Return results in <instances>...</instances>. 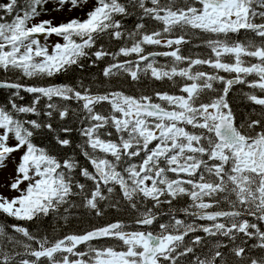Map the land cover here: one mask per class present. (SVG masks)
<instances>
[{"label": "snow or ice", "instance_id": "6c2138e0", "mask_svg": "<svg viewBox=\"0 0 264 264\" xmlns=\"http://www.w3.org/2000/svg\"><path fill=\"white\" fill-rule=\"evenodd\" d=\"M89 4L86 19H39ZM0 13V90L7 91L0 100V169L16 162L14 177L0 188L17 193L0 192V216L17 222L0 224V264H181L189 256L184 264H228L221 249L229 250L233 264H264V0H23L22 6L7 0ZM132 16L136 21L128 29ZM105 37L125 45L110 52L99 43ZM193 38L200 40L193 48L208 52L184 55ZM133 54L135 59H118ZM92 57L88 67L111 57L102 70L107 80L126 74L138 83L150 75L170 81L180 94L157 91L154 98L93 92L83 81L53 82L83 70ZM157 57L170 63L159 64ZM220 72L235 76L225 79ZM235 84L262 94H243L260 111L239 122L226 99ZM23 94L30 104L18 102ZM70 111L82 138L73 153L79 149L86 164L57 149L72 147L66 137L74 129L53 126L57 115L65 121ZM50 134L54 144L37 143ZM185 197L191 203L176 208L174 202ZM105 201L108 207L125 202L135 227L118 220L52 239L19 223L58 216L61 208L70 214L83 207L100 217ZM163 205L167 213L157 211ZM177 212L210 223H188ZM163 215L170 217L167 223L159 222ZM197 231L227 243L216 239L207 253L196 255L204 238L189 244L185 237Z\"/></svg>", "mask_w": 264, "mask_h": 264}, {"label": "trees", "instance_id": "16d2710c", "mask_svg": "<svg viewBox=\"0 0 264 264\" xmlns=\"http://www.w3.org/2000/svg\"><path fill=\"white\" fill-rule=\"evenodd\" d=\"M7 0H0V3H5ZM23 5V0H21V6ZM3 14V13H0ZM10 19V18H9ZM136 21V17L132 16L129 17L125 21V25L128 29H131ZM240 39H243V36L240 37ZM99 43H103L105 47L107 48L108 51L110 52H117L120 47L125 45V41H118V40H110L107 37L103 41H100ZM200 40L193 38L192 43L188 45H184V55L189 54V50L192 53H200V54H205L208 52L206 48H193V44H199ZM128 46L131 45V42H127ZM167 51L166 48L161 49V48H154L152 46H146V51ZM135 54H133L130 57H123L120 56L118 59L120 61L126 60V59H135ZM95 57H92L91 59H85L83 63L85 64V68L83 70L76 68L74 71L69 72L66 75H60L58 77L53 78V82L55 83H62V84H71V85H76L77 82L83 81V83L91 88L93 92H104L108 90H120L125 92L126 94L129 95H140L141 93L146 94V95H152L154 98V94L157 91L161 92H169L171 94H176L179 95V88L176 86H173L170 81H155L153 80L150 75L147 77L142 76L140 82H133L131 81L130 77H128L126 74H121L118 77H113L111 80H107L103 75H102V70L104 67H106L109 63H112L113 61L111 60V57H106L103 61L97 62L95 66L88 67L89 64H91L92 60H94ZM159 62V64H166L170 63V58H165V57H157L156 58ZM185 65H181L183 67ZM205 71H211V69H208L205 66ZM219 75H222L225 77V79H230L235 76L234 73H224L220 72L218 73ZM177 80L180 78L177 77ZM249 80L254 79V77L249 76ZM29 83H32V81H28ZM223 84L220 82L215 83L214 87L218 90H222ZM255 91L258 95H262L259 93V90H253L248 88L246 85H241V84H236V86H232L231 90L229 91L228 96L226 99L229 101L230 106L233 108V110L236 113L237 116V121L239 122L240 118L245 117L248 114H251L253 109L256 110L258 113L260 111V107L257 105L252 104L250 101H248L244 97L245 92H252ZM217 94H222L220 93H209L207 96L204 97L205 102H207L210 98L214 97ZM24 95V100L23 101H18L19 103L23 104H30L31 103V97L28 94H23ZM7 97V91L6 90H0V100L3 98ZM43 103H41V108H43ZM59 103L61 104H68L70 105V109H75L78 107L75 101H60ZM107 108V105H105V109ZM30 118H36V117H30ZM252 118H258V116L253 115ZM46 119V118H45ZM61 124H67V126L71 127L74 129L73 132L67 134L66 138H69L72 140V147L70 148H59L57 146V149L60 153L61 156H63L65 153L71 154V155H76L77 158L81 161L82 164H86L87 162L84 160L83 156L79 155V149L76 150L75 153H73V148H75V145L81 142V137L79 136L78 129L80 127L79 121L76 119V116L71 113L69 116L66 118L65 121H60L58 115L56 116L55 121H53V126L56 128H59ZM51 135L55 134H50L47 137H41L38 138L37 143L43 142L44 144H54L55 141L51 139ZM62 137L65 136L64 133H59ZM89 168L91 170V167L89 165ZM171 175V174H170ZM81 182H84L83 178L80 177ZM89 186H91V182H88ZM117 191H118V186H117ZM77 205H80L82 202L79 197H74L73 198ZM191 203L186 197L181 199L179 203L174 202V205L176 208H183L187 207L188 204ZM108 202H102L101 203V208L103 210V215L100 217L95 216L93 212H89L87 209H84L83 207H75L70 209V214L69 213H64L63 208L60 209V214L58 216H49L42 218L39 221L35 222H19L23 224L24 226L28 227L31 231H39L40 235H48L49 238L55 239V238H62L63 236L67 234H72V233H82L86 230H91L92 228H98L102 227L107 223L110 222H116V221H123L126 224L131 225L132 227H135L134 220H135V213L130 209L125 202H121L118 207H108L107 206ZM148 206L151 207V202H148ZM67 207V206H65ZM169 206L168 205H163L162 209L157 210V211H163L165 213L168 212ZM211 210H218V209H211ZM67 215V220L63 219V217ZM184 213L182 212H177V218H180L182 220L185 219ZM191 217V216H190ZM192 218V217H191ZM170 217L168 215H163L160 216L159 222H165L167 223L169 221ZM191 221H194L193 219ZM199 221V220H198ZM186 222L190 223V219L187 220ZM200 222V221H199ZM12 223H17L16 221L11 220L10 218L0 216V224H5L9 225ZM196 225H201V224H208L210 223L209 221H202L200 223L193 222ZM261 228H264V225H260ZM156 230L158 231V225L156 227ZM10 232L11 229H8ZM195 236H201L204 238L203 243L200 247L196 248V255H202L203 253H207L209 248L212 246V242L216 239H221L225 243H227V239L223 237L219 238H214V237H209L202 231H197L193 233H189L188 236L185 237V241L189 244H191V240ZM22 238V237H21ZM96 243V242H93ZM111 243V242H110ZM239 243V240L237 241ZM254 243V241H249V245ZM80 247L83 248V245ZM221 251H224L226 254V257L228 258V264H233L234 258L231 257V254L228 249H221ZM254 254L256 252H259V250H253ZM191 259V256L189 257H181V264H184L185 261Z\"/></svg>", "mask_w": 264, "mask_h": 264}, {"label": "rangeland", "instance_id": "374dc122", "mask_svg": "<svg viewBox=\"0 0 264 264\" xmlns=\"http://www.w3.org/2000/svg\"><path fill=\"white\" fill-rule=\"evenodd\" d=\"M91 4H89L87 7H85L82 11L81 10H74L71 13H69L67 11V9H65L62 12H49V14L46 15H42L39 19H53L55 23H61V22H66L68 19L70 18H80V19H86V13L91 9ZM49 9H51V4L48 5ZM50 42L51 43H55L56 42V38L52 37L50 38ZM164 49V48H161ZM169 50V49H167ZM166 51V50H165ZM19 157V153L17 154V160ZM16 166V162L12 161V162H8L7 167L6 168H2L0 169V185H3L5 183H9L11 181V179L14 177L15 169ZM26 185H22V187H24ZM0 192H2L5 196H15L17 195V193L10 191L7 188H0ZM194 221H191L190 223L196 222L200 223L202 221L206 222V220H196L194 218H192Z\"/></svg>", "mask_w": 264, "mask_h": 264}, {"label": "flooded vegetation", "instance_id": "af4514ba", "mask_svg": "<svg viewBox=\"0 0 264 264\" xmlns=\"http://www.w3.org/2000/svg\"><path fill=\"white\" fill-rule=\"evenodd\" d=\"M234 86V85H233ZM236 86V85H235ZM157 102H159V101H157ZM244 118V117H243ZM243 118H240V119H243ZM223 208L225 209V210H227V205L225 204V205H223ZM193 218V217H192ZM192 218L190 217V216H187V217H185V221H187V220H189L190 219V222H191V220H192ZM248 219H252L251 217H248ZM260 225H264V224H260ZM259 225V226H260Z\"/></svg>", "mask_w": 264, "mask_h": 264}]
</instances>
